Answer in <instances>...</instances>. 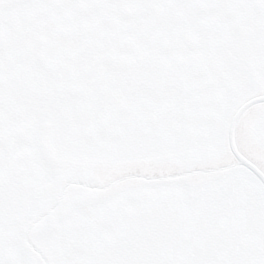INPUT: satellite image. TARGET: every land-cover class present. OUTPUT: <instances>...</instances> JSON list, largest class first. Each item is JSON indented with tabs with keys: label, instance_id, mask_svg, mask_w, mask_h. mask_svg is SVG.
<instances>
[{
	"label": "rangeland",
	"instance_id": "rangeland-1",
	"mask_svg": "<svg viewBox=\"0 0 264 264\" xmlns=\"http://www.w3.org/2000/svg\"><path fill=\"white\" fill-rule=\"evenodd\" d=\"M11 13L14 17L7 21L10 27L13 26L11 28L12 33L22 34L23 32L19 29L24 26L28 31L26 37L33 36L36 39V33L33 34L32 30L20 23L21 19L19 15H16L19 13V9ZM91 15L93 14L91 13ZM93 17L99 19L97 15H93ZM165 22H168V20H165ZM160 25L161 27L166 26L161 23ZM160 25L154 28L153 31H160ZM216 29L222 33L221 38L225 39L223 29L220 26ZM100 30H97V32L91 31L88 40L82 45V47L87 46V58H91V62L88 64L91 73H94V66L105 69L106 63L115 59L114 53L120 54L114 50L117 48L121 51L122 47L119 37L114 36L115 40L111 41L110 37L112 36L105 34L104 27ZM255 35L253 38H258L259 34ZM21 37L24 36L21 35ZM35 43L38 44V40H30L26 45L28 48L34 47ZM222 46L223 48L229 47L225 44ZM258 49L259 47L253 50V58H248L247 61L245 58H241V54H234L233 58H230V60H233L230 78L225 79L223 84L217 87L218 92L221 94L219 99L222 100L216 98L211 107L216 117L226 109L227 101L231 98L235 103H238L243 97L254 92L255 81L264 86V57L261 56ZM1 50L3 52V48ZM4 50L6 53L8 49L4 48ZM212 50L210 48L203 49L202 56L208 61L211 58H225L220 51L213 47ZM32 56L16 61L17 66L13 71L3 62V58H0V89L9 88L8 83L10 81H13L14 84L23 85V90L26 84L40 90L49 87L46 76L41 75L42 71H39L43 70L40 61L45 58H36L34 67H32L28 63L25 64V61L29 62L34 59L31 58ZM130 58H133V60L128 61L123 66L125 79L130 78L134 79V82L139 81L141 87L149 81L154 88V92L160 96H166L167 92H172L173 88H175L176 94L179 95L178 97L189 94L190 87L185 89L184 83L180 85L181 82L185 79L188 82L194 79L195 76L206 74L208 70L202 62L187 64L171 60L169 51L166 52L162 44L145 46L139 54H133ZM96 59L98 60L94 61ZM72 65L73 68H76L74 64ZM113 66L114 64H112ZM67 67L71 68L72 66L67 65ZM54 70V67L48 66L47 74L51 75V71ZM109 71H107V75ZM188 75L189 77H187ZM63 77L65 82L72 85L61 86L59 91L55 93V88L50 89L49 87L51 95L46 97L37 93L36 97L40 105L38 107L40 109L39 113L30 115L20 129L19 134L15 137L14 144L20 147L24 146L27 152L26 157L6 172L2 174L0 172V193L6 192L4 197L9 205L6 207L2 203L0 195V264H26L22 255L20 257L17 255L20 254L17 251L22 246V231L37 216L41 204L45 202L46 190L50 186L48 184L47 187V169L44 170L39 162V156H37L38 153L43 152L41 137L45 125L48 126L46 131L50 135V149L56 157L61 158L63 161L74 160L76 164L101 163L108 161L106 158L115 161L117 156L114 151L116 147L105 144L101 138L90 134V122L81 124L76 120V116L85 107L87 97L83 94V100H79L77 97L67 100V93L72 94L76 91L80 81L77 76L73 77V83L72 78L69 76ZM50 79L53 81L56 77L51 76ZM152 82H154V86ZM229 87L230 89H228ZM192 91H194L193 88ZM105 93H108L107 89ZM144 99L146 98L144 97ZM168 99L170 100H166L165 104L173 105L177 103V96ZM44 106L49 107L48 111L55 109L59 112L53 120H43L41 118L45 113ZM160 109H162L161 106H159ZM60 113H62V116H60ZM209 114L207 112L203 115L201 113L200 115L197 114V119H204ZM258 122L256 138L264 151V114L258 119ZM63 128L67 132L64 139L60 137ZM69 133L77 135L73 138ZM58 137L64 141L69 151L58 149L56 146ZM153 143L151 144L153 145ZM38 144L40 145L38 146ZM13 149L14 152L17 151V149ZM101 152H105V155H100ZM135 159L141 160L140 157ZM147 161L159 166L163 163L173 162V160L164 158L160 154L154 155ZM44 164L46 167L47 162H44ZM74 176L84 184L93 187H101L111 181L107 172H98L93 175L90 173H76ZM63 177L61 176L62 179ZM61 178L59 176L57 178L58 185L62 183ZM14 179L19 183H16ZM215 183L216 185L212 188L198 191L190 187L186 189L180 186L133 188L114 193L95 207L82 206V211L73 206H70V208L68 206L66 209L64 207V212L65 214L68 212V216L56 221H48L43 230L36 234V244L44 248L56 264H83V255L86 252L90 253L94 246L99 247L100 250L105 252L104 254L109 255L106 260L107 264L114 262L135 264L136 261L132 262L129 256L127 259H122L126 252L121 248L122 246L116 248L117 244L120 243L122 245H124V242L130 244L132 239H134V242L140 243V246H137L140 257L147 258L146 262L137 264H153V259L149 257L151 253L160 255L169 253L174 264H210L213 257L219 259L224 256L222 239L217 237V234L227 223H230L231 216H235L234 219L237 220V223L241 220L243 222L242 215L246 216L247 222L245 224L249 227L248 234L252 228V222H257L258 231L264 236V195L258 186L242 172H234L231 176L221 178ZM185 192L190 193L189 198H193L190 201L193 203L192 206H186L183 203ZM72 194L66 197H71ZM251 213L254 214L252 219ZM161 215L164 218H161ZM242 222L241 226L243 225ZM147 226L153 228L149 234L152 236L151 239H153L157 249L142 243L143 238L146 237ZM47 233H51L52 236L47 237ZM221 234L227 236L225 231ZM127 235H131L132 239H125L124 237ZM181 237L185 238L186 241L180 240ZM257 237L258 240L262 241L261 236L258 235ZM203 241H209V246H207L209 260L204 258L205 255H203L200 246ZM241 241L243 239L238 235L234 243L241 244ZM163 243H166V246ZM232 250L235 255L236 251L233 246Z\"/></svg>",
	"mask_w": 264,
	"mask_h": 264
},
{
	"label": "flooded vegetation",
	"instance_id": "flooded-vegetation-1",
	"mask_svg": "<svg viewBox=\"0 0 264 264\" xmlns=\"http://www.w3.org/2000/svg\"><path fill=\"white\" fill-rule=\"evenodd\" d=\"M182 0L170 2L176 5H180ZM106 1L105 0H62L59 8L61 10L53 12L42 13L38 18L36 31L40 37H44L47 45L50 46H70L74 40L81 41L80 37L85 35L86 29L100 28L106 24ZM65 5V6H64ZM109 5L116 6L120 11H123L124 6H127L126 10L117 14V20L114 17V11L111 10L109 18L112 19L114 26L117 24L121 26L126 25L123 35L120 37V41L128 42V44L144 45L149 44L153 38L146 36L147 26L152 22L153 12L149 11V7H145L144 3L140 0H109ZM130 8H129V6ZM171 8H178L171 6ZM86 11L87 16H86ZM147 13V24L140 23L143 18V14ZM99 16L96 19L91 15ZM102 22V23H100ZM81 31V34L76 33ZM183 31L178 30V33H166V36L172 37V43L175 40L183 41V45H186L190 41H194L196 37L200 35V32L196 28H191L186 36L182 34ZM114 40L113 37H110ZM213 83L217 80L216 76L212 77ZM210 83V81H208ZM213 90V86L204 87V92L208 93ZM205 104L210 99L203 97Z\"/></svg>",
	"mask_w": 264,
	"mask_h": 264
},
{
	"label": "water",
	"instance_id": "water-1",
	"mask_svg": "<svg viewBox=\"0 0 264 264\" xmlns=\"http://www.w3.org/2000/svg\"><path fill=\"white\" fill-rule=\"evenodd\" d=\"M259 104L260 105L264 104V94L262 95L259 94L249 99L247 102H245L242 106H240L237 109V111L234 113L229 123V127L227 130V142H228L229 148L232 149V153H233L234 160H235V164L233 167H237V168H241V169H245L249 171V173L255 176L260 181V183L264 186L263 173L254 163H252L250 160H248V158L243 156L236 146V129L239 124V121L241 120V117L247 111H250L251 109H253Z\"/></svg>",
	"mask_w": 264,
	"mask_h": 264
}]
</instances>
